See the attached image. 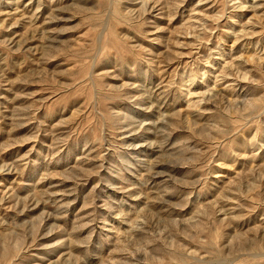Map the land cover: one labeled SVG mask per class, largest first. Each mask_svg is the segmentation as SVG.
I'll return each mask as SVG.
<instances>
[{
  "label": "rangeland",
  "instance_id": "374dc122",
  "mask_svg": "<svg viewBox=\"0 0 264 264\" xmlns=\"http://www.w3.org/2000/svg\"><path fill=\"white\" fill-rule=\"evenodd\" d=\"M0 264H264V0H0Z\"/></svg>",
  "mask_w": 264,
  "mask_h": 264
}]
</instances>
